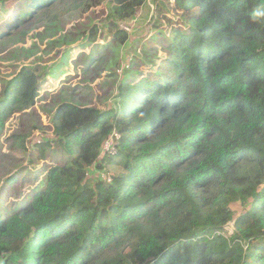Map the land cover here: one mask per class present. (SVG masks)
<instances>
[{
    "label": "trees",
    "instance_id": "16d2710c",
    "mask_svg": "<svg viewBox=\"0 0 264 264\" xmlns=\"http://www.w3.org/2000/svg\"><path fill=\"white\" fill-rule=\"evenodd\" d=\"M29 1L31 19L7 35L85 3ZM174 2L187 27L170 31L164 69L122 81L111 113L55 109L54 136L73 154L51 184L0 212V264H264V0ZM25 75L0 101V147ZM114 132L118 152L100 161ZM99 162L111 182L87 179ZM123 209L132 214L119 223ZM229 222L234 234L220 235Z\"/></svg>",
    "mask_w": 264,
    "mask_h": 264
},
{
    "label": "rangeland",
    "instance_id": "374dc122",
    "mask_svg": "<svg viewBox=\"0 0 264 264\" xmlns=\"http://www.w3.org/2000/svg\"><path fill=\"white\" fill-rule=\"evenodd\" d=\"M30 5L29 0H0V101L6 84L26 69L24 95L1 138L2 214L29 201L69 164L73 151L54 136L57 106L66 102L115 111L120 83L153 77L164 69L170 31L187 27L188 16L182 17L174 0H85L77 9L64 6L53 11L55 20L44 16L28 22L34 12ZM118 30L126 34L122 42L117 40ZM17 136L22 138L20 145ZM169 156L173 159L174 154ZM99 163L112 177L115 170ZM97 176L89 173L87 179ZM84 197L92 201L91 192ZM123 212L118 213L119 223L132 214Z\"/></svg>",
    "mask_w": 264,
    "mask_h": 264
},
{
    "label": "built area",
    "instance_id": "2783aa9c",
    "mask_svg": "<svg viewBox=\"0 0 264 264\" xmlns=\"http://www.w3.org/2000/svg\"><path fill=\"white\" fill-rule=\"evenodd\" d=\"M122 30H128L124 27H121ZM124 69V68H123ZM125 70V69H124ZM121 140V135L118 132H114L104 143L101 151V156H107V157H114L116 156L118 149L117 145H119V142ZM100 156V158H101ZM101 160V159H100ZM90 169H93L94 174L96 173L97 178H101L102 180L106 182H111V175L106 173L104 168L100 169L96 166L91 167ZM235 232L234 222H229L223 229V232H219L220 235L231 237Z\"/></svg>",
    "mask_w": 264,
    "mask_h": 264
}]
</instances>
